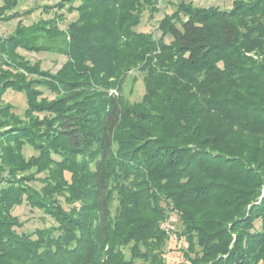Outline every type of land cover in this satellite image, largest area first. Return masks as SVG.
<instances>
[{"label": "trees", "instance_id": "16d2710c", "mask_svg": "<svg viewBox=\"0 0 264 264\" xmlns=\"http://www.w3.org/2000/svg\"><path fill=\"white\" fill-rule=\"evenodd\" d=\"M22 1H0V264H264V0H67L30 24ZM25 202L56 224L18 232Z\"/></svg>", "mask_w": 264, "mask_h": 264}, {"label": "rangeland", "instance_id": "374dc122", "mask_svg": "<svg viewBox=\"0 0 264 264\" xmlns=\"http://www.w3.org/2000/svg\"><path fill=\"white\" fill-rule=\"evenodd\" d=\"M0 1H3V0H0ZM64 1L66 2L67 0H23L19 9L22 13L28 9H31V8L34 9V12H32L31 14H24V16H22L24 23L30 24V23L36 22L37 20L43 17H47V16L49 17L50 15L49 13L48 14L46 13L47 15H45L44 12L42 11L43 5L56 4L59 2L60 3L59 5L61 6V5H64L62 4L64 3ZM219 2H221V0H215L213 4L221 8L230 7V5H226L224 2H221V3ZM65 5L69 6L70 4L66 2ZM54 9L55 11H57V13H62V12H59L56 7ZM63 11H65V13H68L66 9H63ZM66 15H67V19L60 23L62 27L66 26L67 21L72 20L77 15V13L76 12L68 13ZM158 20L159 19L157 18L155 20L150 21V19H148V13L146 12L143 15V20H142L140 29H150L151 31L152 30L155 31L158 27ZM17 22H18V18L12 21H9V22L7 21V22L0 23V35L5 36L9 32H11L16 26ZM22 53L26 55L32 61L41 59L43 61V67L53 70V71H56L61 66L63 61L65 60V56L58 54V53H50V52L35 53V52H28L24 50H22ZM134 74L138 78L137 82L134 81L133 78L129 77L124 85L125 94L127 95L128 99H130L131 101L139 100L145 90L144 82L141 79V73H139V71H135ZM114 91L116 90L114 89ZM47 93L49 92L47 91ZM4 102L12 103L13 105L12 111L19 115H23L27 107L25 94L21 92H16L15 90H12V89H8L6 91L5 96H4ZM4 129L5 127L3 128L0 124V133ZM25 153L28 157H30L36 152L33 150L32 147L27 146L25 148ZM19 176L20 175H18V177ZM36 185L40 187L41 183L38 181L36 182ZM61 200L63 201L64 206L68 208V205L64 202L63 197H61ZM13 213L17 215L21 221L24 222V225L22 227H15L16 230L20 233L25 232V231H34L35 229L39 227H48L52 224H56L54 219H52L51 216H49L48 214H46L43 210L39 208H32L27 202H25L24 204L20 206H17L14 209ZM176 221H177L176 218L172 219V222L170 224L171 228L176 226ZM165 226H168V225L166 224ZM175 244L176 242L174 240L171 241V243L168 244L167 251L165 253L167 255L168 260L171 262H177L183 259L181 250H176V251L171 250L172 247H175ZM127 251L129 253V250ZM138 264H143V261L138 260Z\"/></svg>", "mask_w": 264, "mask_h": 264}, {"label": "crops", "instance_id": "0c3cea01", "mask_svg": "<svg viewBox=\"0 0 264 264\" xmlns=\"http://www.w3.org/2000/svg\"><path fill=\"white\" fill-rule=\"evenodd\" d=\"M160 1H161L160 5H161L162 9H164V7H166V5L168 3H170L171 0H160ZM172 1H181V0H172ZM185 1H192L195 5H198L201 7L217 6V5L213 4V2L215 0H185ZM233 1L234 0H224V1L221 0V2H224L226 5H230V6L232 5ZM221 2H219V3H221Z\"/></svg>", "mask_w": 264, "mask_h": 264}, {"label": "built area", "instance_id": "2783aa9c", "mask_svg": "<svg viewBox=\"0 0 264 264\" xmlns=\"http://www.w3.org/2000/svg\"><path fill=\"white\" fill-rule=\"evenodd\" d=\"M172 219H173V218H171L170 220H172ZM166 224H167L169 227L171 226V225H170V224H168L167 222H166V223H164V226H165Z\"/></svg>", "mask_w": 264, "mask_h": 264}]
</instances>
